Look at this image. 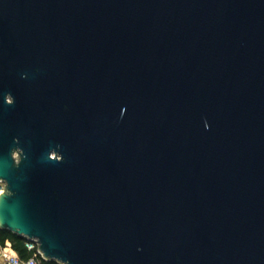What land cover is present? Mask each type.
Segmentation results:
<instances>
[{
	"label": "water",
	"instance_id": "1",
	"mask_svg": "<svg viewBox=\"0 0 264 264\" xmlns=\"http://www.w3.org/2000/svg\"><path fill=\"white\" fill-rule=\"evenodd\" d=\"M0 229L57 264H264V0H0Z\"/></svg>",
	"mask_w": 264,
	"mask_h": 264
},
{
	"label": "built area",
	"instance_id": "2",
	"mask_svg": "<svg viewBox=\"0 0 264 264\" xmlns=\"http://www.w3.org/2000/svg\"><path fill=\"white\" fill-rule=\"evenodd\" d=\"M5 187L4 181L0 180V193ZM26 250L33 252L28 259H21L11 248L0 247V264H41V254L35 240H27L24 243Z\"/></svg>",
	"mask_w": 264,
	"mask_h": 264
},
{
	"label": "trees",
	"instance_id": "3",
	"mask_svg": "<svg viewBox=\"0 0 264 264\" xmlns=\"http://www.w3.org/2000/svg\"><path fill=\"white\" fill-rule=\"evenodd\" d=\"M26 239L15 235L7 230L0 229V247L1 248H11L13 251L17 253L19 258L21 259H28L32 256L31 251L26 250L24 243ZM41 264H57L55 262H44L40 260Z\"/></svg>",
	"mask_w": 264,
	"mask_h": 264
}]
</instances>
